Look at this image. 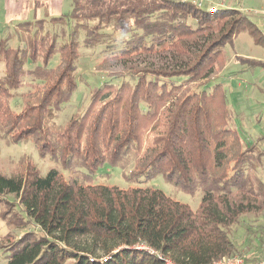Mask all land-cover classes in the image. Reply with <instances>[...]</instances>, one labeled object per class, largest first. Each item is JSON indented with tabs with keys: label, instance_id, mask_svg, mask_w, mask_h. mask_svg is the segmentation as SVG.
<instances>
[{
	"label": "trees",
	"instance_id": "1",
	"mask_svg": "<svg viewBox=\"0 0 264 264\" xmlns=\"http://www.w3.org/2000/svg\"><path fill=\"white\" fill-rule=\"evenodd\" d=\"M64 1L71 10L49 20L69 26L64 43L44 33L45 19L18 24L22 47H10L11 37L0 41V138L31 139L41 159L62 169L43 175L27 160L11 175L0 172V219L29 228L2 241L6 264H166L143 246L173 264H211L239 253L232 229L262 208L264 185L252 177L255 147L244 148L229 127L225 90L216 80L225 67L223 49L239 33L248 31L264 47L255 24L238 10L210 14L175 0ZM82 31L88 49L123 36L115 37L100 68L126 81L104 84L82 115L54 132L49 124L77 89ZM57 55L60 63L50 68ZM249 65L264 69L257 60ZM25 74L42 84L15 113L9 100ZM130 163L127 182L163 177L181 193L201 191L197 210L153 187L93 184L104 166Z\"/></svg>",
	"mask_w": 264,
	"mask_h": 264
},
{
	"label": "rangeland",
	"instance_id": "2",
	"mask_svg": "<svg viewBox=\"0 0 264 264\" xmlns=\"http://www.w3.org/2000/svg\"><path fill=\"white\" fill-rule=\"evenodd\" d=\"M69 5V3H67ZM192 4V3H191ZM69 8H71L69 6ZM214 8V7H213ZM212 8V9H213ZM70 10V9H69ZM63 14L68 13L65 8ZM15 14L8 8L7 0H0V41L11 37L8 45L12 48L24 46L22 37L17 36L16 29L21 20H13ZM255 24L260 34L264 37V19L262 15L252 13L247 16ZM23 19V18H21ZM7 20H9L7 22ZM49 18H45L44 33L56 34L59 37L58 44L66 41L69 26L66 24L51 23ZM36 21V20H35ZM196 26V22L190 21ZM73 25V24H72ZM108 33V30H104ZM110 33V32H109ZM122 39L120 34H112L111 39L97 45L93 49H88L83 45L84 32L80 37V59L77 63L76 81L77 89L73 93L70 101L56 112L55 118L49 124L54 132L61 131L68 123L84 113L88 107L93 93L103 87L104 84H113L119 87L124 79H114L109 77V72L100 68L104 59L114 46V39ZM112 40V41H111ZM120 42V41H118ZM112 43V44H111ZM111 48V49H109ZM225 67L220 72L216 83L221 84L225 90L226 100L230 109L229 127L237 130L242 138L244 148L255 147L253 156L252 177L256 184L264 185V69L260 66H250V61H256L264 64V47L255 44V39L248 31H243L237 35L233 44L224 47ZM60 63V57L57 55L50 63L49 67L54 68ZM33 66L28 64L27 70ZM5 66L0 63V76L4 74ZM177 81H181L178 79ZM41 82H34L32 77L25 74L22 78V86L13 92L9 105L15 113H20L23 108V102L36 91ZM214 84H210L212 86ZM32 161L37 166L41 174L47 175L51 168L61 169L60 165L50 158L41 159L38 151L31 139L18 144L8 143L0 138V172L5 175H11L24 161ZM106 172L94 179V185L117 186L121 189L130 187H153L162 190L166 195L172 197L178 202L189 205L193 210H197L201 203L202 192L199 191L195 196L181 193L172 185L166 183L163 177H157L147 184H133L127 182L126 174L134 168V163H130L125 169L103 167ZM62 170V169H61ZM67 180L73 179L71 173L62 171ZM7 200L17 201L14 195H8ZM259 210L241 218L239 224L233 227L231 239L234 242L239 253L233 256H240L245 261L256 264L264 260V200L259 199ZM259 208V207H258ZM29 228L19 229L16 226H7L0 219V245L6 238H20ZM5 237V238H4ZM242 254V256L240 255ZM231 257V256H229ZM7 254L0 251V264L7 263ZM69 261L68 264H73Z\"/></svg>",
	"mask_w": 264,
	"mask_h": 264
},
{
	"label": "crops",
	"instance_id": "3",
	"mask_svg": "<svg viewBox=\"0 0 264 264\" xmlns=\"http://www.w3.org/2000/svg\"><path fill=\"white\" fill-rule=\"evenodd\" d=\"M192 3L195 6L208 11L217 7L219 10H238L249 16L252 13L263 16L264 0H175ZM8 8L14 13L15 20L35 21L46 17H59L63 15L65 8L71 10L69 1L64 0H7ZM69 3V5L67 4ZM70 9V10H69ZM23 18V19H21ZM9 20H7L8 22ZM253 23V22H252ZM254 24V23H253Z\"/></svg>",
	"mask_w": 264,
	"mask_h": 264
},
{
	"label": "built area",
	"instance_id": "4",
	"mask_svg": "<svg viewBox=\"0 0 264 264\" xmlns=\"http://www.w3.org/2000/svg\"><path fill=\"white\" fill-rule=\"evenodd\" d=\"M208 12H209L210 14H217V13L219 12V8H217V7H214L213 9L210 8V9L208 10ZM142 248H143V250H144V249L148 250L151 254H156V255H158V257H159L162 261H164L166 264H173V263H171V261H170L169 259H166L165 257H163V255L154 252V251L151 250L150 248H147V247H145V246H143ZM211 264H246V261H245V259H243V258L240 257V256H238V257H237V256H231V257H224V258H221V259H219V260L214 261L213 263L211 262ZM256 264H264V260H262V261H260V262H258V263H256Z\"/></svg>",
	"mask_w": 264,
	"mask_h": 264
}]
</instances>
